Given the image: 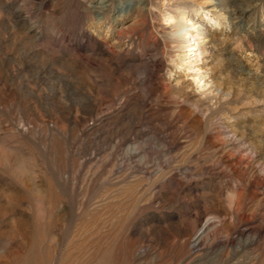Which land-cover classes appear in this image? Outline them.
I'll list each match as a JSON object with an SVG mask.
<instances>
[{
  "label": "rangeland",
  "instance_id": "374dc122",
  "mask_svg": "<svg viewBox=\"0 0 264 264\" xmlns=\"http://www.w3.org/2000/svg\"><path fill=\"white\" fill-rule=\"evenodd\" d=\"M0 264H264V0H0Z\"/></svg>",
  "mask_w": 264,
  "mask_h": 264
},
{
  "label": "bare ground",
  "instance_id": "6f19581e",
  "mask_svg": "<svg viewBox=\"0 0 264 264\" xmlns=\"http://www.w3.org/2000/svg\"><path fill=\"white\" fill-rule=\"evenodd\" d=\"M204 13L207 14L206 12ZM170 20L174 22L172 26L174 28V39L184 44L180 47L186 48V52L191 58L192 56H199L206 48V40L205 36L202 34L205 20L198 9H193L191 13L189 11H180L178 17H171ZM207 222L203 225V229L209 225ZM200 237L201 236H198L196 243L199 242L201 239Z\"/></svg>",
  "mask_w": 264,
  "mask_h": 264
}]
</instances>
